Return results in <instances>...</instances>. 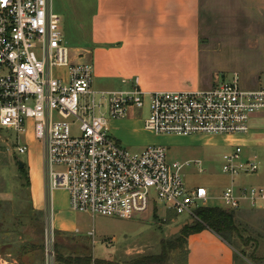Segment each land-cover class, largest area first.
I'll return each mask as SVG.
<instances>
[{"label":"built area","instance_id":"built-area-1","mask_svg":"<svg viewBox=\"0 0 264 264\" xmlns=\"http://www.w3.org/2000/svg\"><path fill=\"white\" fill-rule=\"evenodd\" d=\"M71 54L53 0H0V129L19 136L30 123L48 189L67 191L75 213L130 221L158 200L176 216L198 220L196 211L215 198L207 188H188L183 170L202 173L201 164L170 162L163 147L131 151L110 134V122L147 105L144 129L156 136H243L251 118L264 115V87L244 90L233 73L204 91H98L92 62H73ZM28 151L27 144L17 147L20 156ZM222 160L230 185L217 199L225 210L264 211V186L235 183L259 173L258 159L233 146ZM44 234V264H56V234L51 227Z\"/></svg>","mask_w":264,"mask_h":264},{"label":"crops","instance_id":"crops-1","mask_svg":"<svg viewBox=\"0 0 264 264\" xmlns=\"http://www.w3.org/2000/svg\"><path fill=\"white\" fill-rule=\"evenodd\" d=\"M53 9L56 12L54 2ZM60 10L56 13L62 18L64 13L73 16L82 36L70 47L72 61L92 62L94 79L130 88L104 91H130L135 86L145 93L204 91L233 73L239 75L244 90L264 87V0H61ZM132 122L140 123L138 132L149 139L147 143L160 137L130 115L110 122L113 137L120 142L116 133ZM220 138H225L227 149L241 146L245 158L258 159L264 154V115L251 118L247 135ZM124 142L129 143L126 138ZM28 163L31 210L48 219L46 228L51 227L59 238H76L83 251H90V256L80 255L81 264H87L88 257L115 264L113 258L97 257L89 247L93 218L71 211L67 191H49L43 157L30 158ZM34 169L36 177H32ZM260 179L264 183V174ZM42 234L41 230L39 235L15 241L5 238L2 247L18 250L13 255L0 253L2 264H43ZM186 250L187 264H235L237 256L233 246L209 230L191 235Z\"/></svg>","mask_w":264,"mask_h":264},{"label":"rangeland","instance_id":"rangeland-1","mask_svg":"<svg viewBox=\"0 0 264 264\" xmlns=\"http://www.w3.org/2000/svg\"><path fill=\"white\" fill-rule=\"evenodd\" d=\"M53 2L56 12L61 13V0H54ZM62 15L68 47L77 45V41H80L82 36L76 31L74 18L73 16H66L65 13ZM261 82L264 83V77ZM112 85L97 78L94 79L93 83L94 89L98 91L130 89L128 86L120 87L115 84L116 87ZM242 88L244 87L242 86ZM148 116L149 109L147 105L142 110H131L130 112V117L137 123H143ZM139 124L132 122V124L125 127L121 126V130L116 134L122 141L120 143L123 146L134 152L141 151L140 149L149 146L163 147L168 150V160L170 162L180 164L199 162L203 169L202 173L195 166L183 170L184 182L188 188L204 187L212 189L213 193L211 195L219 197L223 189L230 185L229 180L222 175L223 156L232 151V149L224 147L225 138L209 139L208 137L199 136L181 138L165 135L155 137L151 139V143H147L149 139L138 132ZM26 132V134L23 133L17 136L13 131L0 129V232L10 235L8 237L3 234L0 235V253L13 255V251L17 249V247L12 248V250L2 247L5 238L15 241L19 240L20 236L25 238L26 235H39L42 230L43 234L40 239H42L41 249L44 264V233L48 219L45 220V218L31 210L30 168L28 163L30 158L41 159L43 148L34 138L30 123ZM110 134L113 135L111 129ZM125 138L129 143L124 142ZM25 144L28 145L29 151L25 155H18V145ZM139 145H144V147L138 148ZM258 157L260 163L259 173L252 177L237 179L236 184L264 186L260 179V176L264 174V154L261 153ZM19 161L25 165L26 171L24 174L19 169ZM36 173L37 170L34 169L32 177H36ZM155 202V209L153 208L149 213L130 221L104 217L90 219L91 226L94 227L96 233L94 238H88L90 241L89 247L94 250L95 255L102 259L113 258L117 264H136L138 258L159 255L162 243L171 238L169 237L170 230L185 223L188 217H178L174 212L161 205L158 200H155ZM207 207L225 209L219 200L210 201ZM234 214L238 231V234L231 238V244L237 253L235 264H264V211H239ZM65 238H59L57 234L55 235L56 264H81L80 255H88L90 251H83L79 246L80 241L76 238L69 236ZM84 260L86 262L91 260L90 263L95 264L92 257ZM167 264L186 263L184 257H179L174 253Z\"/></svg>","mask_w":264,"mask_h":264},{"label":"trees","instance_id":"trees-1","mask_svg":"<svg viewBox=\"0 0 264 264\" xmlns=\"http://www.w3.org/2000/svg\"><path fill=\"white\" fill-rule=\"evenodd\" d=\"M20 171L22 174L25 173V165ZM196 217L198 220H194L193 224L188 225L178 235L162 243L161 253L159 255L138 258L136 264H167L174 253L179 257H184L185 263L187 264V239L191 235L199 234L205 230L213 232L224 242L232 246L231 238L238 234L234 212L222 208L207 207L198 209L196 211ZM90 262L91 260H88L87 264H90ZM95 264L104 263L95 262Z\"/></svg>","mask_w":264,"mask_h":264},{"label":"water","instance_id":"water-1","mask_svg":"<svg viewBox=\"0 0 264 264\" xmlns=\"http://www.w3.org/2000/svg\"><path fill=\"white\" fill-rule=\"evenodd\" d=\"M18 164H19L20 169H23L24 164L21 161H19ZM193 222H194L193 220H189V221H187V222H185L183 224H180V225L176 226L175 228H172L170 230V232H169V237H173V236L178 235L185 227H187L188 225L193 224Z\"/></svg>","mask_w":264,"mask_h":264}]
</instances>
